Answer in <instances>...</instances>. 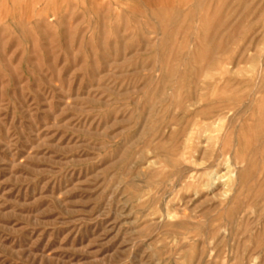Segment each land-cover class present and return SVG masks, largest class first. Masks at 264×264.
I'll use <instances>...</instances> for the list:
<instances>
[{"label":"rangeland","instance_id":"1","mask_svg":"<svg viewBox=\"0 0 264 264\" xmlns=\"http://www.w3.org/2000/svg\"><path fill=\"white\" fill-rule=\"evenodd\" d=\"M0 264H264V0H0Z\"/></svg>","mask_w":264,"mask_h":264},{"label":"bare ground","instance_id":"2","mask_svg":"<svg viewBox=\"0 0 264 264\" xmlns=\"http://www.w3.org/2000/svg\"><path fill=\"white\" fill-rule=\"evenodd\" d=\"M179 9V8H178ZM245 18V17H244ZM255 21V20H254ZM150 23V22H149ZM169 45V44H168ZM242 49H243V47H242ZM177 51V50H176ZM234 62V61H233ZM148 110V109H147ZM226 166V165H225ZM227 167V166H226ZM222 178V177H221ZM223 179V178H222ZM213 185V184H212Z\"/></svg>","mask_w":264,"mask_h":264}]
</instances>
